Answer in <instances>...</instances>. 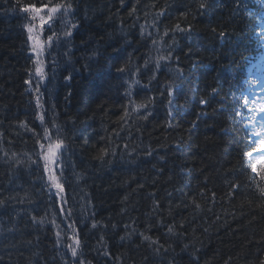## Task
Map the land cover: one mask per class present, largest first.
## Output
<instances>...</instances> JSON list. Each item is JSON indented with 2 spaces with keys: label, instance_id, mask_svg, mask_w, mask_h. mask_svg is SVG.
<instances>
[{
  "label": "trees",
  "instance_id": "obj_1",
  "mask_svg": "<svg viewBox=\"0 0 264 264\" xmlns=\"http://www.w3.org/2000/svg\"><path fill=\"white\" fill-rule=\"evenodd\" d=\"M198 2L139 0L130 16L135 0H74L79 28L52 50L56 64L45 68L51 83L44 82L47 90L41 87V110L35 106L38 94L25 84L32 68L25 21L11 10L14 0H0V264H72L66 222L32 164L39 146L20 126L27 122L39 132L41 111L46 122L54 116L63 129L64 176L70 182L64 188L85 264H259L264 259V200L252 182L259 180L256 174L246 171L243 152L250 148L239 97L245 62L257 45L256 14L264 5L261 0H208L209 9L201 13ZM161 8L164 14L154 20ZM185 10L188 15L181 16ZM177 23L192 26L190 38L174 31ZM141 25L152 35L141 36ZM221 31L226 34L218 37ZM169 45L179 58L169 67L183 69L175 99L184 107L174 108L169 117L153 81L152 115L139 118L145 110H133L123 95L124 81L147 84L151 73L144 61L154 67V58L168 55ZM118 65L131 70L123 80L117 78ZM161 65L157 79L164 91L173 73L163 68L164 61ZM137 67L141 74L133 75ZM200 98L207 103L199 105ZM102 149L108 151L103 160ZM230 181L241 187L231 191ZM54 218L60 229L51 223ZM141 233L167 251L155 252L158 245Z\"/></svg>",
  "mask_w": 264,
  "mask_h": 264
},
{
  "label": "snow or ice",
  "instance_id": "obj_2",
  "mask_svg": "<svg viewBox=\"0 0 264 264\" xmlns=\"http://www.w3.org/2000/svg\"><path fill=\"white\" fill-rule=\"evenodd\" d=\"M5 2H7V0H5ZM120 3L123 4L124 0H120ZM138 3L139 0H135V3L130 5V16L136 13V4ZM261 3L264 5V0H261ZM209 6L208 0H199L198 2V10L201 13L207 12ZM147 7H155V4L153 3L151 5H147ZM11 10L13 12L22 14V18L25 21L22 27L27 32V42H30L28 45V50L30 52L28 59L32 64V68L28 73L29 79L25 80V84L29 85L27 91L38 94L35 97V106L37 109L43 110L44 105L41 102L43 93H41L40 90L42 86L45 88V90H47V85L44 84L45 81L51 83L45 68L48 66V64H51L54 68L56 60L55 57L52 56V50L60 46L62 37L65 39V42H68V38H71L74 31L79 28V23L75 20L77 9L74 7V0H32V2L28 3H25L24 0H14ZM164 10V8H161L159 11H157L154 15V20H159V18L164 14ZM260 13L264 14V6L261 7ZM180 15L186 17L188 15L187 10L181 12ZM256 15L259 16V14ZM140 27L141 36H144L146 33L148 36L152 35V33L147 32V29H145L143 25ZM45 30L48 34L46 35V38L42 40L41 36L44 34ZM174 31L184 33L190 38L192 26L189 24L182 28L180 24L177 23L174 25ZM211 31L216 33L215 28L211 29ZM168 34V31L165 30L164 35L167 36ZM225 34V32L221 31L218 33V37H223ZM259 35L262 42L261 50L264 52V20H262ZM172 39L173 42H175L174 35ZM152 44L154 46L157 45V41L153 39ZM173 51L174 49H172V46L169 45L168 55L165 56L161 54L154 58V67H149V60L144 61V68L149 73H151V75L148 77L147 84L142 83L140 79L124 81V83L127 84V89L123 95L127 98L129 104L133 106V110L137 113H139L142 109L145 110L143 115L139 118L147 120L148 117L152 115L151 108L156 100V96L149 95L148 93L151 90L153 81H156V87L159 95L167 101V115L169 117L173 115L174 108L180 110L184 107L182 103L176 101L175 99L176 95L180 91V86L177 81L182 77L183 69L179 66V64H177L175 69L169 67V64L173 62V60L177 62L179 60L178 57H173ZM161 61H164L163 68L168 72L173 73L172 78L163 85L164 91H160V81L157 79V74H162ZM115 71L116 73L120 74L117 78L123 80L124 74L126 72H130L131 70L128 69L126 65H118ZM250 71L252 79L249 81V89H253L256 85H259L261 91L264 92V80H258L256 78L257 71H259L260 74L264 76V64H252ZM132 74L140 75V68L137 67L135 72ZM66 79L71 80L72 77L68 76ZM134 89L136 90L135 95L133 93ZM213 92H216V89H213ZM250 95H255V93L250 92ZM140 96H144L145 99L143 102L137 103L136 97ZM241 96L243 98V106L247 107L250 103L248 97L244 96L243 93H241ZM206 103L207 101L204 98H200L198 100V104L201 106L205 105ZM252 103H255V100H253ZM249 110L252 111V109ZM260 110L264 112V107H261ZM237 115H240L239 111L237 112ZM124 116H128L127 109H125ZM36 119L40 122L38 125L40 128L39 132H37L35 129L29 128L27 122H21L20 126L32 133L36 144L39 146L36 152V159L32 160V164H34L36 168L41 171V175L38 176L37 179L43 181L42 187L47 189V194L49 197L56 198L55 203L58 206V212L63 216V221L66 222L65 227L68 231L64 232V235L68 236V239L71 241V243L65 244V247L70 250V259L72 260V264H85V260L82 258V242L79 238L80 230L76 226L75 220L72 219V207L69 206L68 203L70 197L65 193L64 188V185L70 182L68 181L67 177L64 176V157L68 151V148L63 136V129L56 123L54 116L49 117L48 121L46 122L44 111L37 113ZM251 123V135L248 137V147L250 150L243 152V157L247 161L246 171L250 170L249 174L255 173L259 178L258 181L253 178L252 182L256 187L259 197L264 200V186H262V183H264V120L260 121V128L258 130L256 129L255 116L251 118ZM49 125H51V127ZM168 126L171 127V123H169ZM245 127L247 128V125ZM125 147L127 146L125 145ZM101 151L103 154L99 157V159L103 160V157L108 155V151L107 149H102ZM5 155H7V153H5ZM113 155H115L114 151ZM147 155H151V152H148ZM160 159H163V157H160ZM77 179H79V176H77ZM229 183L231 186V191L233 192L241 187L238 182L230 181ZM169 195H171V193H169ZM212 197L214 199V192L212 193ZM191 203L196 209H200V205L196 203L194 197L191 198ZM3 204L4 201L0 200V206ZM187 206L188 205H185V207ZM261 206L264 207V205ZM32 219L34 222L40 224L45 223L44 217L37 220V218L33 216ZM51 223L54 224L57 229H60V225L56 224L55 218L51 221ZM99 226L106 227L103 225ZM91 227L95 229L98 227V224L93 222ZM113 227H115V225H113ZM127 227L128 225H125V228ZM68 232H70L71 235H68ZM168 232H173L172 226L168 227ZM55 235L57 237L56 243L59 244L61 242L62 230L56 231ZM141 236L143 240L149 241L150 245H158L156 248H154L155 252L159 253L161 249H163L165 252L167 251V248H164V245L160 244L158 240L153 241L149 236H145L142 233ZM124 238L125 237H121L122 240ZM100 239L103 240V237ZM187 248L188 245L185 244L184 249ZM103 255L105 257H110L111 253L104 251ZM65 264H67V261H65ZM88 264H91V262H88ZM193 264H195V261ZM259 264H264V259H261Z\"/></svg>",
  "mask_w": 264,
  "mask_h": 264
}]
</instances>
